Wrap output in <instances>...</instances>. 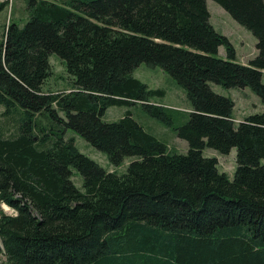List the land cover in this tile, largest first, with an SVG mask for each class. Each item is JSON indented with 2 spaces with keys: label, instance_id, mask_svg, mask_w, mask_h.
I'll use <instances>...</instances> for the list:
<instances>
[{
  "label": "trees",
  "instance_id": "obj_1",
  "mask_svg": "<svg viewBox=\"0 0 264 264\" xmlns=\"http://www.w3.org/2000/svg\"><path fill=\"white\" fill-rule=\"evenodd\" d=\"M23 1L26 21L11 20L0 41L2 114L20 118L16 133L0 134V203L15 211H0V264H264V110L235 123L234 101L209 84L249 87L264 105V0H213L256 38L246 64L210 23L206 0ZM51 53L65 63L69 92L42 89ZM141 63L184 88L182 125L150 102L163 89L133 77ZM114 105H139L187 152H169L129 110L104 122ZM69 129L113 165L139 159L108 171L75 148ZM206 147L236 148L232 178Z\"/></svg>",
  "mask_w": 264,
  "mask_h": 264
},
{
  "label": "rangeland",
  "instance_id": "obj_2",
  "mask_svg": "<svg viewBox=\"0 0 264 264\" xmlns=\"http://www.w3.org/2000/svg\"><path fill=\"white\" fill-rule=\"evenodd\" d=\"M6 1L4 8L0 11V41L6 29V25L12 20L17 25H23L27 19V12H25V3L23 0H0ZM207 8L210 14V23L214 26L215 30L224 34L230 39V42L236 50V61L246 64L250 59L256 55V38L246 27L236 22L230 15L213 0H206ZM220 53L223 57L224 49L220 47ZM49 63L51 67L50 76L46 79L42 86L43 91L60 93L69 92L73 88L72 79L66 73L65 63L57 54L51 53L49 56ZM132 75L138 78L148 85L152 89H163L165 91L162 97L156 96L150 99V102L156 105H162V107L169 110L171 119L173 120V127L182 125L187 121L189 112L191 111L190 102L186 97V92L172 76L163 71L158 66H148L145 63H141L134 70ZM261 82L264 84V70H262ZM213 92L230 97L235 103L233 107L232 116L235 123L241 121L247 115L260 113L264 110V105L261 102L259 96L252 91L249 87L238 88H225L219 84L212 82L209 83ZM5 110V106L0 105V134L3 136H9L17 132V121L19 118V111L17 110L13 114L4 115L2 112ZM129 110L135 120L141 124L148 132L153 134L157 139L164 142L167 145L169 152L184 154L187 152L188 145L184 139L177 136L173 127H168L160 120L151 117L147 114L139 105L132 106H110L106 108V111L102 117L104 122H113L119 120L125 112ZM62 115L61 112H59ZM19 118V119H18ZM35 119L45 121L43 117L36 116ZM49 126V125H48ZM35 134H38L37 130H33ZM66 137L73 139L75 148L81 153L90 157V160H95L99 165L107 169L108 171H114L117 174L125 172L128 164L139 156H126L119 165H113L107 159L104 152L98 150L84 140L80 135L72 130L66 131ZM50 143V142H49ZM236 148L233 147L228 154H221L213 148L206 147L202 150V155L207 157H215L218 162V170L225 172L228 178H232L236 167ZM72 170V181L80 187L82 178L77 173V170ZM0 211L7 214H15L14 210L8 207L4 203H0ZM3 258V257H2Z\"/></svg>",
  "mask_w": 264,
  "mask_h": 264
},
{
  "label": "water",
  "instance_id": "obj_3",
  "mask_svg": "<svg viewBox=\"0 0 264 264\" xmlns=\"http://www.w3.org/2000/svg\"><path fill=\"white\" fill-rule=\"evenodd\" d=\"M3 246H2V242L0 240V250H2ZM1 252V251H0Z\"/></svg>",
  "mask_w": 264,
  "mask_h": 264
},
{
  "label": "crops",
  "instance_id": "obj_4",
  "mask_svg": "<svg viewBox=\"0 0 264 264\" xmlns=\"http://www.w3.org/2000/svg\"><path fill=\"white\" fill-rule=\"evenodd\" d=\"M219 53H220V51H219ZM219 55H221V53H220ZM234 103H235V102H234ZM234 103H233V104H234ZM234 106H235V104H234Z\"/></svg>",
  "mask_w": 264,
  "mask_h": 264
}]
</instances>
